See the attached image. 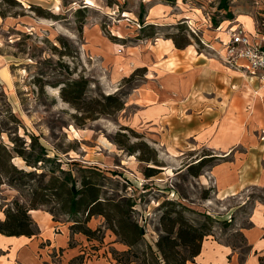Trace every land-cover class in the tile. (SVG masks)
<instances>
[{"label": "rangeland", "instance_id": "1", "mask_svg": "<svg viewBox=\"0 0 264 264\" xmlns=\"http://www.w3.org/2000/svg\"><path fill=\"white\" fill-rule=\"evenodd\" d=\"M242 28L256 37L264 34V0H0V142L13 148L21 144L17 136L31 142L34 135L37 146L29 150L31 158L45 150L36 167L14 154L11 164L30 175L15 184L5 177L0 204L16 198L29 203L37 188L49 192L42 189L53 177L58 186L67 181L78 188L85 179L92 180L103 197L137 200L135 215L146 236L131 254L135 264H144L145 244L157 250L167 200L190 208L186 215L194 224L212 217L211 234H220L246 254L239 228L249 224L255 201L264 202V187L251 186L221 201L210 173L194 176L188 168L195 164L196 169L205 156L210 158L205 169L229 160L231 156L224 159L227 150L216 149L215 140L224 132L244 141L242 147L233 146L236 153L253 149L258 139L264 141V125L258 121L264 83L247 69L226 64L218 54L232 30ZM171 36L191 44L178 49ZM211 59L214 67L204 63ZM205 68L212 74H203ZM81 76L90 83L87 97L118 93L124 109L77 124L76 110L60 90L64 82ZM204 114L216 128L212 143L205 146L194 143L198 135L189 136L195 131L187 127ZM119 131L128 132L131 142L143 140L157 149L159 165L115 143ZM150 166L161 171L147 177ZM54 191L51 200L38 202L42 209L60 222L78 220L88 226L84 214L66 212L69 202L63 191ZM242 204L223 220V210ZM94 218L103 222L95 235L103 242L111 230L105 218ZM53 260L60 264V258Z\"/></svg>", "mask_w": 264, "mask_h": 264}, {"label": "trees", "instance_id": "2", "mask_svg": "<svg viewBox=\"0 0 264 264\" xmlns=\"http://www.w3.org/2000/svg\"><path fill=\"white\" fill-rule=\"evenodd\" d=\"M170 38L173 39L178 49H184L191 44L190 42L181 44L175 36ZM89 84V80L81 76L77 79H70L61 86L60 95L62 99L76 110L74 117L77 124L85 125L90 120H96L103 115H113L124 109L125 102L118 93L87 97ZM123 129L137 135L132 129L127 127ZM30 137L31 142H28L23 137L17 136L15 140L21 141V144L15 145L13 148H9L0 142V192L5 177H11L9 180L14 183L16 180H23L30 175L11 164L14 154L26 160L29 166L36 167L41 162L45 150L42 147L35 158H31L29 150L36 148L37 139L34 135H30ZM113 140L121 148L129 151L130 154L138 153L140 160L159 165L157 149L146 141L131 142L130 134L124 131L117 132ZM207 159L210 158L203 157L200 159L197 162L196 169L194 168L195 164L189 165L188 168L191 174L199 176ZM160 171L159 168L150 166L146 168L145 175L153 177ZM12 172L21 174H17L16 177V174H11ZM58 181L57 177H53L47 186L42 189H47L49 192H39V188H37L33 192L29 203L16 198L11 203L0 204V210L5 212V219L0 220V233L8 236L25 235L32 237L37 235L39 228L30 212L33 209H42L38 202L43 204L48 202L52 196L57 195L54 190L60 189L66 195L64 199L69 202V210H66V212L75 217L78 214H84L87 225L96 215L105 218L107 228L118 237L119 241L128 246V249L122 252L114 250L112 252L114 259L119 264H135V260H131V254L135 255L138 252L135 249L141 245L146 236L145 226L135 215L137 213V200L124 196L120 199L103 197L97 183L92 180L85 179L82 188H78L74 182L69 186L67 181L58 186ZM205 198H208V195H205ZM163 208L164 212L160 219L161 235L156 243L157 250L152 245L145 244V249L141 252L143 263L190 264L201 253L205 237L211 234L214 219L206 215L202 223L194 224L186 215L190 208L175 200L163 202ZM81 225L77 220L72 222L70 228L73 232L87 235L91 240H98L95 235L96 232L101 231L100 228L92 229L89 225ZM241 235L245 239L242 233ZM119 255L123 256L119 257ZM260 260L264 264V257H260Z\"/></svg>", "mask_w": 264, "mask_h": 264}, {"label": "crops", "instance_id": "3", "mask_svg": "<svg viewBox=\"0 0 264 264\" xmlns=\"http://www.w3.org/2000/svg\"><path fill=\"white\" fill-rule=\"evenodd\" d=\"M213 61L215 60L211 59L204 63L214 67L216 64ZM202 71L206 76L212 74L211 69L205 68ZM262 94L263 96L259 97L263 99L262 112L258 121L264 125V92ZM211 124L212 121L206 114L189 122L188 130L195 132L188 135H198L194 140L195 144L200 143L199 145L205 146L212 143L213 130L216 128H212ZM216 142H219V147H215L217 150H227L224 159L231 156L229 160L220 161L211 169H202V172L210 173L217 199L223 201L237 196L251 186L264 187L263 140L258 139V144H255L253 149H241L238 153L232 148L237 144L242 147L244 141L233 139L224 132L218 140H215ZM199 176L206 178L202 173ZM243 205L245 204L223 210L221 217L223 220H229ZM30 213L39 228V233L32 237L8 236L0 233V264H55L53 260L55 258H60V264H119L114 259L112 250L122 252L128 249V246L110 231L103 242L91 240L83 233L73 232L70 223L55 220L45 209H33ZM4 219L5 212L0 210V220ZM248 219L249 224L239 228L248 247L246 254L241 252L240 247L228 243L220 234H210L204 239L201 253L190 264H262L260 257H264L263 201H255ZM88 225L96 229L102 226L103 222L93 218Z\"/></svg>", "mask_w": 264, "mask_h": 264}, {"label": "built area", "instance_id": "4", "mask_svg": "<svg viewBox=\"0 0 264 264\" xmlns=\"http://www.w3.org/2000/svg\"><path fill=\"white\" fill-rule=\"evenodd\" d=\"M221 45L223 50L218 54L226 64L245 68L264 83V34L256 37L244 28L232 30L231 39Z\"/></svg>", "mask_w": 264, "mask_h": 264}, {"label": "bare ground", "instance_id": "5", "mask_svg": "<svg viewBox=\"0 0 264 264\" xmlns=\"http://www.w3.org/2000/svg\"><path fill=\"white\" fill-rule=\"evenodd\" d=\"M238 21L242 22V20H240V19H238ZM237 26H238V24L235 25V27H232V28H236ZM247 27H248L250 30H252V26L250 25V23L247 24ZM248 31H249V30H248ZM249 32H250V31H249ZM251 32H252V31H251ZM242 66H243V67H246V63H244ZM6 75H7L8 78H9L10 76H12L8 71H7Z\"/></svg>", "mask_w": 264, "mask_h": 264}]
</instances>
